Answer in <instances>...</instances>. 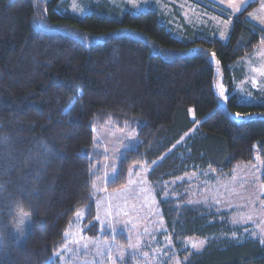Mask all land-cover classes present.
<instances>
[{
	"label": "trees",
	"instance_id": "16d2710c",
	"mask_svg": "<svg viewBox=\"0 0 264 264\" xmlns=\"http://www.w3.org/2000/svg\"><path fill=\"white\" fill-rule=\"evenodd\" d=\"M258 3L232 14L223 40L188 26L177 33L154 8L124 11L101 0L78 15L62 0H0V264H59L82 207L84 233L100 235L94 165L105 154L93 137L104 124L136 136L106 188L124 186L129 169L144 166L173 240L206 238L200 251L181 253L182 264H264V244L243 228L164 194L165 183L187 172L220 175L256 157L264 182V103L240 99L233 79L241 73L230 68L264 40L248 19ZM20 213L30 229L18 242ZM115 238L126 244L121 233Z\"/></svg>",
	"mask_w": 264,
	"mask_h": 264
},
{
	"label": "rangeland",
	"instance_id": "374dc122",
	"mask_svg": "<svg viewBox=\"0 0 264 264\" xmlns=\"http://www.w3.org/2000/svg\"><path fill=\"white\" fill-rule=\"evenodd\" d=\"M62 1L66 10L84 15L91 10L93 3L101 0ZM106 1L124 11L154 8L177 33L188 26L204 36L214 33L225 40L232 14L254 0H201V3L193 0ZM258 1L256 8L248 13V19L264 31V0ZM210 8L231 14L228 18L221 17ZM212 60L215 64L214 89L220 105L225 107L227 88L214 56ZM230 68L241 73L240 78L233 79L234 91L240 99L264 103V40ZM135 137L133 129H118L110 124L94 127L96 148L105 154L94 165L99 173L93 184V190L98 194L94 221L101 229L100 235L90 238L84 233L88 225L83 224L84 207L79 208L66 230L67 240L57 253L59 264H123L128 257H131L132 264H182L186 259L180 256L183 251H200L206 246L207 240L203 237L173 240L166 230L157 197L148 180V168L132 167L124 186L106 188L116 177L119 158L134 146ZM261 174L262 163L256 157L253 162L237 163L230 172L220 175L208 169L187 172L165 183L164 194L174 199L176 206L187 204L217 212L229 224L243 228L250 237L264 244V182ZM29 229V214H18L13 226L16 240L21 242ZM120 233L126 244L115 238ZM109 234L111 238H107Z\"/></svg>",
	"mask_w": 264,
	"mask_h": 264
},
{
	"label": "crops",
	"instance_id": "0c3cea01",
	"mask_svg": "<svg viewBox=\"0 0 264 264\" xmlns=\"http://www.w3.org/2000/svg\"><path fill=\"white\" fill-rule=\"evenodd\" d=\"M134 2H135V1H134ZM136 2H137V1H136ZM136 2H135V3H136ZM151 3H152V2H151ZM151 7H152V6H151ZM218 37H219V36H218Z\"/></svg>",
	"mask_w": 264,
	"mask_h": 264
}]
</instances>
